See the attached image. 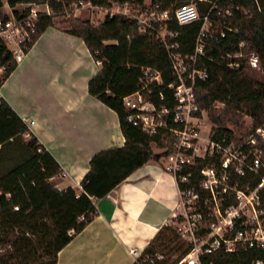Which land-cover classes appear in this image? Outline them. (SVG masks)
<instances>
[{
    "label": "trees",
    "instance_id": "obj_1",
    "mask_svg": "<svg viewBox=\"0 0 264 264\" xmlns=\"http://www.w3.org/2000/svg\"><path fill=\"white\" fill-rule=\"evenodd\" d=\"M3 1L0 0V18L7 19L2 14ZM43 1L8 0L7 4L14 8L18 4ZM65 1L64 6L49 3L54 14L39 19L34 42L47 28L55 26V16L63 15L65 7L78 0ZM82 1L107 8L111 2L124 3L130 0ZM260 1L263 13L256 9L252 0L217 2V9L212 11V15L236 32L219 28L226 35L221 39L218 32L213 34L209 40L211 55L217 57V49L235 53L239 44L243 43V53L254 52L264 66V0ZM152 2H160L164 9L173 5V0ZM236 5L249 9L248 14L237 12L234 9ZM207 7L208 5L199 8L201 16ZM227 7L232 9L230 17L224 16L222 12L218 14ZM68 23L69 29L65 32L82 39L94 61L100 62L99 70L88 81V94L116 113L125 143L122 147L102 150L90 159L89 170L80 182L79 192L71 188L59 191L50 180L61 174L60 166L38 143L26 123L5 100L0 99V150L6 144L21 139L29 152L25 161L0 177V264H56L59 251L96 215L95 200L104 198L146 163L159 162L173 152L174 140L168 134L163 138L164 132L160 131L155 136H149L134 127L128 122L129 112L122 104L124 97L138 90L142 68L149 67L161 72L165 84L170 81V62L163 43L140 34L135 21L121 15H106L97 26H93L89 20L78 18H72ZM201 24V21L184 26L172 24V30L179 34L178 42L182 46L180 52L183 55L192 53ZM16 66L11 52L0 43V69L3 68L0 72V87ZM210 67L208 79L196 83L195 97L215 125L216 137L226 135L228 140H234L226 125L229 123L240 131L243 128L240 123L241 115L252 120V130H264V79L257 81L248 74L244 58L240 59L239 68L229 69L224 62L211 63ZM157 91L152 97L156 107L160 104L156 98ZM164 94L169 96L167 91ZM216 104L223 107L218 108ZM167 106H172L170 101ZM24 137L29 139L23 140ZM152 145L161 151L154 152ZM258 146L263 151L264 162V140L259 139ZM157 154H160V158ZM204 163L196 160L195 169H199ZM188 169L185 168L186 171ZM193 172L197 175L196 171ZM261 175H264V170ZM245 182L250 189H255L259 176L250 177ZM164 230L171 232L169 226L162 227L143 251L140 262L144 260V256L154 255L156 248L160 246L162 251L170 249L171 245L180 251L178 257L169 264H176L190 251L191 245L185 244L183 248L173 238H169L167 243L166 240L162 242ZM157 241H161L159 245H155ZM201 260L203 264H250L254 260L264 261V251L250 249L233 254L220 251L203 256ZM158 263L168 264L167 261Z\"/></svg>",
    "mask_w": 264,
    "mask_h": 264
},
{
    "label": "built area",
    "instance_id": "obj_2",
    "mask_svg": "<svg viewBox=\"0 0 264 264\" xmlns=\"http://www.w3.org/2000/svg\"><path fill=\"white\" fill-rule=\"evenodd\" d=\"M7 1H3V9L7 7L9 13L2 9L7 19L0 18V43L7 47L18 64L34 44L39 19L54 14L49 3L64 6L66 1L44 0L18 4L14 8H10ZM219 1L197 0L164 9L160 2L152 0L111 2L107 8L78 0L65 7V13L66 8L76 11L98 9L110 17L121 15L129 18L135 21L140 34L159 40L166 49L170 81L165 84L161 72L142 68L138 90L124 97L122 104L129 112L128 122L134 127L149 136L163 131V138L168 134L174 140L173 152L162 159V168L174 176L178 187V201L173 213L176 232L191 245L190 251L176 264H203V256L220 251L227 254L250 249L264 251V175L260 176L264 170L263 151L255 148L257 140L253 135L241 144L228 140L226 135L216 137L215 128L208 129L210 123L205 110L195 97L196 83L208 79L211 63L224 62L229 69L239 68L240 59L244 58L249 67L259 66V58L254 52L243 53V43L235 53L221 49H217V57L209 53V40L215 32L221 39L225 38V32L219 28L236 32L212 15ZM260 2L252 0L256 9L262 12ZM205 5L208 7L201 16L199 8ZM234 9L243 15L249 12L242 5H236ZM220 12L227 17L232 15L230 7L218 14ZM199 21L202 24L193 51L183 55L179 34L171 26L173 23L184 26ZM96 63L100 65V62ZM155 90H158V107L152 100ZM165 91L169 93L168 97ZM168 101L171 107L167 106ZM32 124L30 121L26 125ZM256 131L260 134L262 129ZM196 160L205 162L197 170ZM186 167L189 168L187 171ZM254 176H259V182L255 189H250L245 180ZM130 253L134 264H141L137 251L131 249ZM250 264H264V261L254 260Z\"/></svg>",
    "mask_w": 264,
    "mask_h": 264
},
{
    "label": "crops",
    "instance_id": "obj_3",
    "mask_svg": "<svg viewBox=\"0 0 264 264\" xmlns=\"http://www.w3.org/2000/svg\"><path fill=\"white\" fill-rule=\"evenodd\" d=\"M47 28L0 87V99L28 126L55 159L61 174L50 183L80 191L90 159L122 147L125 139L114 111L90 96L87 84L100 68L82 39ZM178 187L162 160L150 161L104 198L96 215L64 246L56 264H134L158 231L173 223Z\"/></svg>",
    "mask_w": 264,
    "mask_h": 264
},
{
    "label": "rangeland",
    "instance_id": "obj_4",
    "mask_svg": "<svg viewBox=\"0 0 264 264\" xmlns=\"http://www.w3.org/2000/svg\"><path fill=\"white\" fill-rule=\"evenodd\" d=\"M149 1V0H147ZM75 2V1H74ZM190 2H197V0H173V5H180V4H184V3H190ZM5 12L9 13V9L7 7H4L3 9ZM106 17V13L103 10H98V9H80L78 11L76 10H70V8H66V13L64 11L63 15H58L54 17V23L55 26L60 28V29H69V20L72 18H78L80 20H89V22L93 25V26H97L99 23H101L103 21V19ZM246 70L248 71V74L257 81H261L262 79H264V66H262V64H260L259 61V66L258 68H251L249 67V65L246 64ZM216 106L218 108H222L223 106L220 104H216ZM207 119L209 121L210 124H208V129L210 128H215V125L211 122L207 111H205ZM240 123L243 124V128L240 131H237V129L231 125V124H227L226 128L231 130L232 134H233V139L232 140L235 144H241L243 142H245L246 140H248L251 135L254 136L256 141V145L255 148H259V138L261 140H264V137H262V135L264 136V130H262V132L259 134L257 133L256 129L252 130V120L246 116V115H241L240 117ZM262 129V128H260ZM238 132H240V134H238ZM28 137H24L23 140H28ZM163 144H165V141L163 142ZM152 149L154 152H160L161 150L157 147H155V145H152ZM29 157V152L28 150L25 148V146L23 145L22 140L18 139L16 141H14L13 143H8L6 144L4 147H2V149L0 150V177L5 174L8 170L12 169L13 167L19 165L20 163H22L23 161H25L27 158ZM170 231L173 232H169L167 230H164L163 233V239L162 242L164 240H166L165 243H167V240L169 238H173L175 239V241L178 244H182L183 248L185 246V244H187L185 241H183V239L178 235V233L176 232V225L175 222H173L170 226ZM159 242L161 241H157L155 242V245H159ZM172 247V245H171ZM165 249L164 251H162L161 246L156 248V253L154 255H150L148 254L147 256H144L142 259H147V262L142 261L141 263L144 264H159V262H164L167 261V263L169 264L170 262H172L173 260H175L180 251L175 250V247L173 246L172 248L174 249ZM182 248V249H183ZM1 252V251H0ZM152 260V261H150Z\"/></svg>",
    "mask_w": 264,
    "mask_h": 264
},
{
    "label": "water",
    "instance_id": "obj_5",
    "mask_svg": "<svg viewBox=\"0 0 264 264\" xmlns=\"http://www.w3.org/2000/svg\"><path fill=\"white\" fill-rule=\"evenodd\" d=\"M157 157L160 158V154H157Z\"/></svg>",
    "mask_w": 264,
    "mask_h": 264
}]
</instances>
